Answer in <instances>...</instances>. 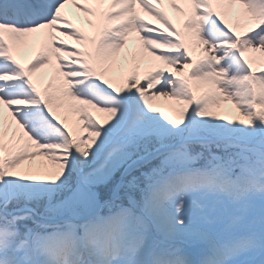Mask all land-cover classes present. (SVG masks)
<instances>
[{
	"label": "snow or ice",
	"instance_id": "6c2138e0",
	"mask_svg": "<svg viewBox=\"0 0 264 264\" xmlns=\"http://www.w3.org/2000/svg\"><path fill=\"white\" fill-rule=\"evenodd\" d=\"M68 5L96 18L95 36ZM133 32L159 63L141 77L134 55L117 87L108 74ZM36 34L25 66L14 53ZM46 65L58 83L41 90L32 74ZM156 97L176 101L179 121ZM65 99L75 129L53 110ZM223 101L244 119L215 114ZM37 156L45 175L17 171ZM0 264H264V0H0Z\"/></svg>",
	"mask_w": 264,
	"mask_h": 264
},
{
	"label": "bare ground",
	"instance_id": "6f19581e",
	"mask_svg": "<svg viewBox=\"0 0 264 264\" xmlns=\"http://www.w3.org/2000/svg\"><path fill=\"white\" fill-rule=\"evenodd\" d=\"M107 3L102 7L104 9L107 8ZM163 10L166 12L168 18L171 20L172 24L176 27L177 31L183 32V22L185 20V16L180 13L176 12L171 8L168 3L162 5ZM182 8L187 10V5L181 4ZM239 8V6H236ZM137 11L140 12L142 18L147 21L151 26L159 27L163 29L165 32H168V29L164 27L159 21L155 20L152 16L148 15L147 13L141 11L139 6H137ZM65 15L69 19L73 21L78 27L82 28V30L90 37L95 36L97 34V29L94 26L89 25L85 21L90 19L93 21V24L96 23L95 17H84L83 13L78 12L73 6L68 5L64 9ZM226 19L229 23L235 24L236 18L234 13L226 15ZM241 31L243 29H240ZM175 39L176 37L173 36ZM65 41V44L68 46H72L75 48L82 47L76 40L70 37H60ZM40 40V34H36L33 36L29 42L27 47L21 48L18 52L14 53L16 58L25 66H27L32 59L34 58L37 50H38V42ZM189 49H190V56L192 60L199 59L204 54V46L199 45L196 41L189 42ZM136 56V63L139 65V73L142 77L143 74L148 71L152 66L158 64V61L153 60L151 57L148 56L146 52L143 51L141 42L139 40L138 35L133 32L128 37V43L125 49H122L119 57L121 58V63L125 66L122 71L117 70L113 71L108 74V78L111 79L114 83V86L120 87L124 83V77L127 75L129 69L133 66L132 57ZM261 53H254L248 52L246 56L249 57H260ZM127 57V60H123L124 57ZM55 61H53V64ZM169 71H173V69H169ZM32 78L34 82L37 84L38 88L43 90L49 82H52L55 86L58 83V79L54 77L53 67L46 65L44 67L39 68L32 74ZM207 87H203L202 91H206ZM65 106L64 107H57L56 102H53V110L56 112L57 116L66 122L68 127L75 129L77 127V122L79 120V115L75 110L69 109L67 105L69 103L75 104L74 101H67L66 99L62 102ZM150 103L154 109L157 110V114L159 112H163L164 115L168 116L170 119H174L179 121V106L177 105L176 101L165 98V97H156L155 102L154 100H150ZM92 115L101 123L106 124L107 121L111 119L107 113L96 112L95 110H90ZM190 111V107L188 108ZM215 114L224 118L225 121L227 120H242L244 117L241 115L240 111L235 107V104L231 101H223L219 107L213 109ZM5 122L6 126L8 124L11 125L13 130L17 131V134H21L20 130L17 129L15 121L12 120L11 116L8 115L7 111H5ZM186 118V117H185ZM83 135H87V133H83ZM51 169V164L49 161L44 159L42 156H37L33 160H26L24 161L17 171H29L34 175L43 176Z\"/></svg>",
	"mask_w": 264,
	"mask_h": 264
},
{
	"label": "rangeland",
	"instance_id": "374dc122",
	"mask_svg": "<svg viewBox=\"0 0 264 264\" xmlns=\"http://www.w3.org/2000/svg\"><path fill=\"white\" fill-rule=\"evenodd\" d=\"M153 100H154V102H155V98H154ZM115 179H116V181H119V179H120V176H119V175H117V176L115 177ZM129 179H131V177H129Z\"/></svg>",
	"mask_w": 264,
	"mask_h": 264
}]
</instances>
